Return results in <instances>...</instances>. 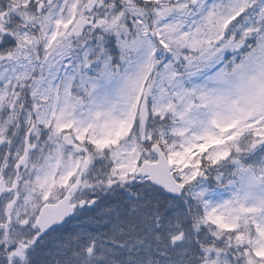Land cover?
Wrapping results in <instances>:
<instances>
[{
    "label": "snow or ice",
    "instance_id": "1",
    "mask_svg": "<svg viewBox=\"0 0 264 264\" xmlns=\"http://www.w3.org/2000/svg\"><path fill=\"white\" fill-rule=\"evenodd\" d=\"M0 264H264V0H0Z\"/></svg>",
    "mask_w": 264,
    "mask_h": 264
}]
</instances>
